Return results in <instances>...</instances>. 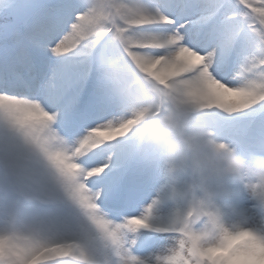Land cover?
<instances>
[{
    "label": "snow or ice",
    "instance_id": "obj_1",
    "mask_svg": "<svg viewBox=\"0 0 264 264\" xmlns=\"http://www.w3.org/2000/svg\"><path fill=\"white\" fill-rule=\"evenodd\" d=\"M170 104L264 150V0H0V264H264V193L186 206L130 135Z\"/></svg>",
    "mask_w": 264,
    "mask_h": 264
},
{
    "label": "clouds",
    "instance_id": "obj_2",
    "mask_svg": "<svg viewBox=\"0 0 264 264\" xmlns=\"http://www.w3.org/2000/svg\"><path fill=\"white\" fill-rule=\"evenodd\" d=\"M199 116L189 106L170 104L169 110L145 115L130 135L141 152L155 158L162 178L185 194L186 206L196 209L226 190L264 193V150L221 147Z\"/></svg>",
    "mask_w": 264,
    "mask_h": 264
}]
</instances>
